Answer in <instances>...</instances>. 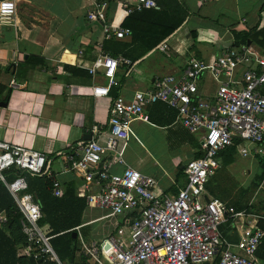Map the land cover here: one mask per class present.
Listing matches in <instances>:
<instances>
[{
	"label": "crops",
	"instance_id": "crops-1",
	"mask_svg": "<svg viewBox=\"0 0 264 264\" xmlns=\"http://www.w3.org/2000/svg\"><path fill=\"white\" fill-rule=\"evenodd\" d=\"M137 1L110 0L111 22L124 27L128 20L124 4ZM178 1L185 2L189 8L186 21L149 49L155 41L153 31L159 28L151 21L129 19L127 23L132 27L129 36L105 39L102 23L88 19L91 0H15V25L0 26V83L11 89L8 106L0 107V140L44 153L48 176L60 181L62 193L72 184L78 195L85 181L66 170L67 155L79 151L93 126L99 127L100 135L108 131L110 108L116 97L130 100L135 91L151 89L156 78L182 73L191 58L212 61L228 47L249 45L264 54V0ZM244 34L249 35L248 44L242 42ZM101 47L116 59L133 62L131 66L119 65L114 91L106 98H96L90 93L94 84L108 83L103 70L93 76L86 66L99 58ZM211 82L216 87H211ZM217 88L218 83L209 74L199 81V91L204 96L213 97ZM160 104L164 109L156 104L146 108L150 123L133 122V136L125 157L128 165L156 177L166 195H176L187 182L182 166L186 159L195 158L196 150L190 142L191 133L178 121L177 112ZM153 118L171 122H153ZM194 137L199 139L198 135ZM242 143L235 138L230 146L234 148L232 163L225 164L231 157L226 151L219 155L221 167L206 185L205 200L214 198L236 211L253 214L258 224L264 220V179L258 188L256 185L261 157L243 156ZM237 157L250 161L240 163ZM122 170L118 165L112 167L117 173ZM211 180L213 185L208 187ZM216 186L224 193L217 195ZM253 205H256L254 211ZM256 211L258 215L253 213ZM103 215L100 209L86 207L83 224L69 231L77 232L73 235L78 238L79 246L80 235L89 243L102 241L119 231L128 235L122 218L100 220ZM252 219L247 217V224ZM241 223L242 219L232 218L224 222L223 236L237 242L243 231ZM259 253V264H264L263 250ZM22 256L29 257L30 264L40 262L32 263L28 247L15 245L10 231L0 222V264H25L18 259Z\"/></svg>",
	"mask_w": 264,
	"mask_h": 264
},
{
	"label": "built area",
	"instance_id": "built-area-1",
	"mask_svg": "<svg viewBox=\"0 0 264 264\" xmlns=\"http://www.w3.org/2000/svg\"><path fill=\"white\" fill-rule=\"evenodd\" d=\"M91 5L88 19L102 23L105 39H124L132 33L111 22L109 0H91ZM157 7L156 0L124 4L127 15ZM16 16L15 0H0V26L15 25ZM101 50L99 58L86 65L91 75L103 70L108 80L91 87L96 98L110 96L120 64H133ZM208 74L218 83L213 97L199 91V81ZM156 103L174 109L183 127L199 136L202 156L184 164L186 186L176 195H166L156 177L128 165L125 157L133 122L150 123L146 108ZM91 134L92 139L78 152L68 153L65 168L84 179L78 196L88 207L104 212L100 220L120 217L129 230L128 235L119 231L90 243L80 235L81 250L93 264H259L264 229L256 223V216L214 198L205 200V192L209 179L221 167L219 155L235 138L244 143L240 147L243 156L264 154V54L243 45L226 48L212 61L191 58L182 73L156 78L151 89L135 91L132 99L116 97L108 131L100 135L99 127L93 126ZM114 165L123 167L122 172L112 171ZM12 167L49 175L45 154L0 140V178L22 215V232L31 256L40 262L64 264L52 246V236L40 225L42 209L26 177L6 181L4 172ZM53 188L55 196L63 194L60 181L54 179ZM247 217L253 218L248 224ZM231 218L242 219L243 231L235 243L221 231V225ZM7 220L1 213L0 222L6 224Z\"/></svg>",
	"mask_w": 264,
	"mask_h": 264
},
{
	"label": "trees",
	"instance_id": "trees-1",
	"mask_svg": "<svg viewBox=\"0 0 264 264\" xmlns=\"http://www.w3.org/2000/svg\"><path fill=\"white\" fill-rule=\"evenodd\" d=\"M110 1V0H109ZM159 9L151 8L144 9L142 11H136L128 15V20L124 24L125 28H132L127 21L129 19H138L151 21L157 26L158 29L153 31V37L155 41L148 48H153L160 41L164 40L172 33H174L187 19L190 14L189 8L185 2H179L178 0H157ZM242 36V35H241ZM243 44L249 43V35L244 34L242 37ZM239 45V44H237ZM115 55V54H113ZM117 56V54L115 55ZM114 91V87L111 88ZM115 96H117L118 89L115 87ZM11 96V89L3 83H0V102L9 101ZM155 105V104H154ZM156 107L163 108L160 103H156ZM176 116V114H175ZM152 118V117H151ZM172 120V119H171ZM153 122L155 119H151ZM170 120L163 121L161 123L170 124ZM159 124V123H157ZM189 133V132H188ZM193 149L196 150L195 158L202 156L200 149V142L198 138H195L191 134L190 139ZM234 148L229 147L224 150L231 155L229 160L225 161V164H230L234 161ZM223 151V152H224ZM222 152V153H223ZM73 153V151L69 152ZM261 157V156H260ZM261 172L258 175V181L256 183L257 188L260 186L264 179V158H260ZM4 176L7 182L13 181L18 176H25L29 189L35 193L37 201L39 202L43 217L40 221V225L44 228L48 236H52L51 243L62 263H74V264H92L89 257L85 256L81 252L78 238L69 232L71 229L83 224L84 211L87 204L84 198H80L77 195V190L74 185H67L65 191L61 196H55L53 193L54 179L50 178L47 174H35L28 171L20 170L16 167H12L4 172ZM256 205H253L251 210L254 211ZM0 213H5L7 216L6 228L10 231L12 236V242L16 244H24L27 246V240L22 232L21 226V213L15 203L12 194L9 192L5 182L0 178ZM254 214H259L257 211ZM264 220H259L258 225L264 229ZM264 252V239L260 245L259 251ZM22 263L30 264L29 257L22 256L18 258ZM38 264H58L55 261H41Z\"/></svg>",
	"mask_w": 264,
	"mask_h": 264
},
{
	"label": "rangeland",
	"instance_id": "rangeland-1",
	"mask_svg": "<svg viewBox=\"0 0 264 264\" xmlns=\"http://www.w3.org/2000/svg\"><path fill=\"white\" fill-rule=\"evenodd\" d=\"M211 87H216V85L211 82ZM156 131V130H155ZM175 153H173L171 156H173ZM262 158H264V154L260 155ZM182 161L185 160V157H182L181 159ZM186 160H189V159H186ZM185 160V161H186ZM237 161L240 162V163H249L250 159L249 158H241V157H237ZM255 164V163H254ZM213 180L210 181V183L208 184V187L212 186L213 184ZM215 190H216V193L217 195H219L220 193H224L223 191H221V189H219V187H215ZM252 198V197H251ZM259 213V212H258ZM98 214V213H97Z\"/></svg>",
	"mask_w": 264,
	"mask_h": 264
},
{
	"label": "water",
	"instance_id": "water-1",
	"mask_svg": "<svg viewBox=\"0 0 264 264\" xmlns=\"http://www.w3.org/2000/svg\"><path fill=\"white\" fill-rule=\"evenodd\" d=\"M7 106H8V101H1L0 102V107H7ZM91 139H92V134H89L88 137H86V141L91 140ZM73 234L77 235V232H73ZM30 260L32 261V263H37V261L34 259L33 256L30 257ZM204 264H208V263H204Z\"/></svg>",
	"mask_w": 264,
	"mask_h": 264
}]
</instances>
